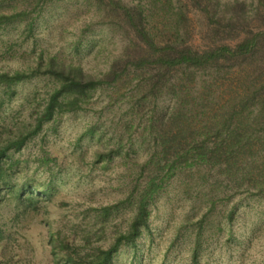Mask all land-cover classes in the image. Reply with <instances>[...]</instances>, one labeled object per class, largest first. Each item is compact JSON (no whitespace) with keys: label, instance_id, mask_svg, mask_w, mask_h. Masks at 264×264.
<instances>
[{"label":"rangeland","instance_id":"1","mask_svg":"<svg viewBox=\"0 0 264 264\" xmlns=\"http://www.w3.org/2000/svg\"><path fill=\"white\" fill-rule=\"evenodd\" d=\"M263 54L264 0H0V264H91L140 205L113 264H264ZM51 59L100 84L37 129Z\"/></svg>","mask_w":264,"mask_h":264},{"label":"trees","instance_id":"2","mask_svg":"<svg viewBox=\"0 0 264 264\" xmlns=\"http://www.w3.org/2000/svg\"><path fill=\"white\" fill-rule=\"evenodd\" d=\"M170 49L171 47H167L163 49L160 52V55L155 59V62L157 64L166 67L176 66L179 64H186L189 66L198 67V66L206 65L210 61H218L219 58L224 57L226 54L230 56L229 59H234V56L243 55L246 53H250L249 54L250 56L255 53V51H253V46L252 45L249 46L247 43L245 44L241 43L238 47L234 48L233 50L226 46L218 47L216 49L203 52L201 55H199L196 52L194 53L190 49H186V48H183L182 50L179 51L176 50L175 52H171ZM147 62L148 61L145 59L142 60L141 66H143ZM55 65L56 62L53 59H51L50 67L53 69V71H51V75L56 77L57 80L61 81V86L54 92L50 100V103L44 109V114L42 118L39 119L37 129H40L41 124L44 121L50 120L52 118V115L54 114L56 108H59L60 110L61 108L59 102L60 99L64 100L66 98H69L68 100H71L72 101L71 103L75 106L76 104L75 102L79 100V97L86 96V94H88L89 91L94 90L100 84V81H95L91 76L83 75L81 70L76 67H72V66L64 67L63 65H59V66H55ZM0 78L2 80L1 82L9 83L19 80L21 76L17 74L12 79H9L7 76L4 75V76H0ZM8 79L9 81H6ZM22 142L23 141L21 140L14 143V145H8L4 148H0V177L2 173L1 163L6 155V152L11 148H13L15 144L17 148H20V146L23 144ZM48 192L49 191L46 190L43 193V195L48 196ZM146 216H147L146 208L143 205H140L139 208L137 209L132 225L130 226V231L127 234L120 235L119 237H117L114 244H112L107 249H102L98 247L96 249V253L94 254L93 260L91 261V264H113L114 255L116 252H118L119 247L122 244L123 240L128 241L131 243V245L135 246V239L141 234V230L143 228H146ZM68 263L79 264L69 255L65 259V264Z\"/></svg>","mask_w":264,"mask_h":264}]
</instances>
